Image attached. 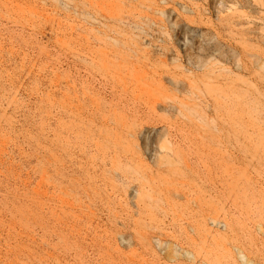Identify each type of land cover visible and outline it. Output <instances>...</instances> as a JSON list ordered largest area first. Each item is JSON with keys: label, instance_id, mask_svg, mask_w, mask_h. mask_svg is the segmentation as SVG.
<instances>
[{"label": "rangeland", "instance_id": "1", "mask_svg": "<svg viewBox=\"0 0 264 264\" xmlns=\"http://www.w3.org/2000/svg\"><path fill=\"white\" fill-rule=\"evenodd\" d=\"M264 264V0H0V264Z\"/></svg>", "mask_w": 264, "mask_h": 264}, {"label": "bare ground", "instance_id": "2", "mask_svg": "<svg viewBox=\"0 0 264 264\" xmlns=\"http://www.w3.org/2000/svg\"><path fill=\"white\" fill-rule=\"evenodd\" d=\"M240 259L242 260L243 263L250 264V262L247 261V259L244 255H241Z\"/></svg>", "mask_w": 264, "mask_h": 264}]
</instances>
